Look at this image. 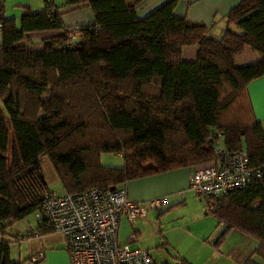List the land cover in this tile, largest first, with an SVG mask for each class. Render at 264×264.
<instances>
[{
  "label": "trees",
  "instance_id": "1",
  "mask_svg": "<svg viewBox=\"0 0 264 264\" xmlns=\"http://www.w3.org/2000/svg\"><path fill=\"white\" fill-rule=\"evenodd\" d=\"M138 1L66 0L62 8L93 16L75 28L62 25L51 0L36 12L22 6L18 20L4 17L0 3V264L24 263L10 258L4 232L50 192L41 158L69 195L207 165L210 139L229 151L242 144L250 167L264 164L263 131L246 93L264 75V0L231 8L218 39L175 16L177 0L142 18ZM41 32L55 34L29 50V36ZM186 47L196 49L193 62L181 60ZM246 51L259 59L237 65ZM103 153L120 156L122 167L101 166ZM205 203L223 229L212 247L234 231L255 243L242 264L264 261V178ZM36 231L52 234L46 224Z\"/></svg>",
  "mask_w": 264,
  "mask_h": 264
},
{
  "label": "built area",
  "instance_id": "2",
  "mask_svg": "<svg viewBox=\"0 0 264 264\" xmlns=\"http://www.w3.org/2000/svg\"><path fill=\"white\" fill-rule=\"evenodd\" d=\"M75 33L72 29L68 35L72 39ZM209 147L213 162L189 169L187 188L196 197L219 199L245 188L252 180L264 178V164L250 167L242 144L229 151L220 141L210 139ZM162 203L163 199L143 204L131 202L122 187L112 191L93 188L76 195L50 191L30 214L33 224H28L16 238L39 239L36 227L46 224L52 234L62 238L68 264H150L145 251L117 244L118 225L122 218L129 224L142 219L146 210H158ZM126 239L131 243L134 237L128 235ZM42 258L43 252L39 251L28 262Z\"/></svg>",
  "mask_w": 264,
  "mask_h": 264
},
{
  "label": "crops",
  "instance_id": "3",
  "mask_svg": "<svg viewBox=\"0 0 264 264\" xmlns=\"http://www.w3.org/2000/svg\"><path fill=\"white\" fill-rule=\"evenodd\" d=\"M65 1L66 0H51L52 6L57 8L58 13H62L60 19L64 27L75 28L93 23V16L89 9L81 8L71 11L69 8H62ZM166 1L168 0H139L135 5V14L138 18H142L153 10L157 9ZM240 1L241 0H177L173 8V14L177 17H184L190 22L201 23L209 27L210 37L213 39H218L222 35L225 28L223 16ZM127 2L132 3L133 0H127ZM0 3H2V1ZM11 3L12 7L13 2ZM20 3L23 4V6H28L32 11H36L33 9H40L41 7L43 8V0H22ZM2 5L4 10V4ZM19 14L20 11L15 10L10 14L11 16L8 17H12L16 20ZM46 33L48 32L37 33L41 36L39 40L51 37L44 35ZM195 54L196 49L194 47L183 48L181 51V59L184 58V62H193L195 60ZM258 59L259 56L257 54L246 51L241 56L235 58V63L239 66H242L251 64ZM246 93L248 96L252 117L260 124L264 135V75L252 80L246 87ZM189 172V169H178L130 181L123 186L125 189L126 198L131 202L141 204L152 200L163 199L162 204L167 206L165 212L172 211L178 205L186 206V202L191 200L192 194L187 188V177ZM148 211H150V209L146 210V213ZM145 216L142 218L143 220L145 219ZM123 219L124 218L120 220L119 226ZM142 219H135L131 224H129L126 219H124L130 229L129 235L132 234L135 238V242L129 244H134L137 242L140 232L138 229H134L133 225L136 221V223H139V221ZM14 224L4 232L5 238H7L9 242L11 239L16 238L25 232L26 226L28 224H33V222L22 220L21 224H19V221ZM119 226L117 231V244L122 246L118 243ZM231 232L233 233L234 238L239 240V243L247 244V251H230V249L227 247L226 249H223L224 244H226L225 239L217 250L211 246L212 244L207 245V243H205L213 250L214 255H212L211 261L208 260L200 264H226V262H229L227 261V257L230 260H233L234 258L236 263L242 264L252 254L255 243L240 233L234 231ZM9 245L10 258L17 262L24 261L23 264H33L26 260L33 257L39 251L43 252V258L37 261L36 264H68L63 240L56 234H46L39 239L30 241H13L12 243H9ZM165 245H169L166 240L160 249H164ZM171 259L172 261H174V259H184L190 264H196L194 262V258H188L185 256ZM151 261L152 264H172L171 261L169 262L167 260H164L160 263H157L152 259Z\"/></svg>",
  "mask_w": 264,
  "mask_h": 264
},
{
  "label": "rangeland",
  "instance_id": "4",
  "mask_svg": "<svg viewBox=\"0 0 264 264\" xmlns=\"http://www.w3.org/2000/svg\"><path fill=\"white\" fill-rule=\"evenodd\" d=\"M1 1L2 4H4V17L6 16V18H12L8 16H11L10 14L13 11L19 10V18L22 13L21 8L23 4L20 3L22 0H0V2ZM11 2H13L12 7ZM41 9L42 7L40 9L33 10L39 11ZM18 18H16V20H18ZM233 31L236 32L234 28ZM54 34V32H48L44 35L52 36ZM29 37L30 40H27L28 49L32 50L39 48V38L41 36L36 34L30 35ZM183 59L181 60L183 61ZM99 163L101 166L109 168H121L123 165L120 156L111 155L109 153L100 154ZM39 166L44 182L48 185V190L63 193L61 183L56 180L52 168L45 158H41L39 160ZM166 208L167 206L162 204L159 210L148 211L144 220L142 219L139 223H136L137 221L134 223L133 228L138 229L140 232V236L134 244H129L126 241V238L130 233V229L123 219L120 226L118 225V243L122 246H127L129 249L131 248V250L139 249L146 251L149 257L157 263L164 260L169 262L171 261V263H173L171 258H180L181 256L194 258V262L196 264L204 263L208 260L211 261V257L214 254L213 250L207 245L213 244L223 229H221L220 226H216V221L206 212L205 200L203 198L196 197L192 193L191 200L186 202V206L178 205L169 212H165ZM22 220L33 222L32 217L29 215L24 217ZM22 220H20L21 222L19 221V224L22 223ZM165 240L169 243V245H165L164 249H160L165 243ZM225 241L226 244H224L223 249H226L227 247L230 251L237 250L240 252L243 250L247 251L248 249L247 244L239 243V240L234 238L232 232H229L225 236ZM205 243H207V245ZM251 260L256 264H264V261L256 256H252ZM227 261L229 262H226V264H238L234 258L233 260H230L227 257Z\"/></svg>",
  "mask_w": 264,
  "mask_h": 264
},
{
  "label": "bare ground",
  "instance_id": "5",
  "mask_svg": "<svg viewBox=\"0 0 264 264\" xmlns=\"http://www.w3.org/2000/svg\"><path fill=\"white\" fill-rule=\"evenodd\" d=\"M132 235V234H131ZM133 236V235H132ZM134 237V236H133ZM133 242H135V238H134V240L131 242V243H133ZM133 250H139V249H133ZM140 251H142V250H140ZM146 252V251H145ZM147 253V252H146ZM148 254V253H147ZM148 257H149V255H148ZM149 259H150V264H152V261H151V258L149 257Z\"/></svg>",
  "mask_w": 264,
  "mask_h": 264
},
{
  "label": "water",
  "instance_id": "6",
  "mask_svg": "<svg viewBox=\"0 0 264 264\" xmlns=\"http://www.w3.org/2000/svg\"><path fill=\"white\" fill-rule=\"evenodd\" d=\"M114 188H115V187H111V188H109L108 190H109V191H112V190H114Z\"/></svg>",
  "mask_w": 264,
  "mask_h": 264
}]
</instances>
